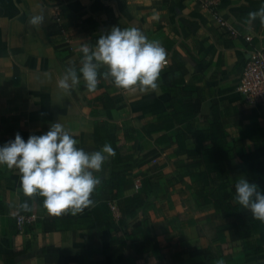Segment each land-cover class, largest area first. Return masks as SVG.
<instances>
[{"label":"crops","instance_id":"1","mask_svg":"<svg viewBox=\"0 0 264 264\" xmlns=\"http://www.w3.org/2000/svg\"><path fill=\"white\" fill-rule=\"evenodd\" d=\"M262 5L264 0H221L219 13L238 32L228 38L192 0H0V147L17 133L25 141L42 135L55 122L86 152L114 142L121 164L113 167L109 158L96 175L108 180L129 168L113 194L142 200L137 228L118 224L112 200L97 203L102 216H111L105 225L61 222L64 215L52 216L34 200L28 215L33 221L18 225L19 173L0 165V264L10 254H17L13 264H164L175 246L181 264H264L245 261L244 245L230 241L220 212L204 204L189 177L177 171L199 159L184 151L196 148L190 133L219 129L217 142L229 155L222 159L226 178L264 187V175L252 167L264 159L242 158L264 148V105L246 104L235 90L250 52L264 48V25L247 22V14ZM41 10L44 23L30 26L29 17ZM57 17L68 44L56 32ZM70 18L81 26L74 28ZM113 26L136 27L166 49L158 90L133 93L103 79L94 92L82 79L68 93L59 90L65 69L79 67L80 46L94 44ZM42 210L56 222H43L44 215L36 214ZM254 240L260 245V237Z\"/></svg>","mask_w":264,"mask_h":264},{"label":"clouds","instance_id":"2","mask_svg":"<svg viewBox=\"0 0 264 264\" xmlns=\"http://www.w3.org/2000/svg\"><path fill=\"white\" fill-rule=\"evenodd\" d=\"M45 19L41 10L29 17L28 24L40 27ZM257 19L264 25V5L247 14L249 25ZM79 50L82 53L79 67H67L57 82L64 93L78 86L81 79L89 92L97 89L101 79L133 93L155 92L161 72L168 64L162 44L149 40L136 27L113 26L99 35L94 44L84 42ZM45 76L50 79L49 74ZM76 145L77 140L70 132L55 122L42 135H30L25 141L17 133L14 140L0 147V165L18 170L20 191L28 198L20 205L21 209L30 211L29 201L37 197L43 198L42 206L52 216H75L94 206L92 195L101 184L96 173L115 156V150L107 142L93 152ZM234 188V202L264 224V194L258 185L243 178Z\"/></svg>","mask_w":264,"mask_h":264},{"label":"trees","instance_id":"3","mask_svg":"<svg viewBox=\"0 0 264 264\" xmlns=\"http://www.w3.org/2000/svg\"><path fill=\"white\" fill-rule=\"evenodd\" d=\"M71 24L74 28L81 26V22L75 18H70ZM223 32L232 38L228 32ZM191 131V130H190ZM219 129L208 131H194L190 134L196 139V148L193 152L185 153L199 156L197 161L188 162L186 165L178 167L177 171L181 177H189L190 184L195 192L198 193L204 204H211L215 211H219L221 215L220 225H224L227 229L230 241H240L244 245L245 261H259L264 259V224L254 219L250 212L243 209L237 203L234 202L235 188L234 183L226 178L222 169V159L229 157L228 151L217 142L219 137ZM209 141L212 146L205 149L203 143ZM112 147L115 150V156L111 157L112 166L115 167L121 164L119 150L120 147L116 143H112ZM231 156V155H230ZM264 159V148L259 151L242 157L245 160L251 161L255 159ZM252 167L257 169L264 175V160L263 162H252ZM117 169V168H115ZM129 168L123 167V171L111 175L108 180H101V184L96 188L92 195L94 200V206L89 208L87 213L83 216L79 214L73 216L71 214H64L61 218V222H80L81 227L90 222H98L99 224H107L108 220H111V216H102L98 209L97 203L99 201H115L119 218L118 224L124 226L127 223H131L132 228H137L139 223L135 221L137 209L142 205L140 196L133 195L130 197H124L117 199L113 194L115 185L118 181L124 177V174ZM262 194H264V187H258ZM21 203H24L28 198L24 196L22 191L20 192ZM37 206L42 205L43 198L37 197L33 199ZM30 205V204H29ZM43 211V210H42ZM37 212L36 214L42 216L43 222H56L51 217H46L45 212ZM30 211H26L20 208L18 216H28ZM237 219H242L236 221ZM50 220V221H48ZM16 222V218H14ZM260 237V245H256L254 237ZM247 247L248 249H245ZM172 257L165 260L164 264H181L182 251L178 246L173 248ZM207 250H199L198 254L204 256V258L210 256ZM17 254L3 255L1 259L6 264H13Z\"/></svg>","mask_w":264,"mask_h":264},{"label":"built area","instance_id":"4","mask_svg":"<svg viewBox=\"0 0 264 264\" xmlns=\"http://www.w3.org/2000/svg\"><path fill=\"white\" fill-rule=\"evenodd\" d=\"M200 10L206 12L210 21L222 30L230 34L232 38H237V30L231 26L219 13L221 0H192ZM56 32L63 38L65 43H69L67 31L61 24V18L54 20ZM236 92L240 94L245 103L250 106L264 105V48H257L250 52L248 59L243 64L239 80L237 82ZM33 221L31 216H17V224L30 223Z\"/></svg>","mask_w":264,"mask_h":264}]
</instances>
